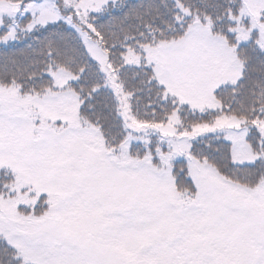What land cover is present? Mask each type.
Here are the masks:
<instances>
[{"label":"snow or ice","instance_id":"6c2138e0","mask_svg":"<svg viewBox=\"0 0 264 264\" xmlns=\"http://www.w3.org/2000/svg\"><path fill=\"white\" fill-rule=\"evenodd\" d=\"M0 264H264V0H0Z\"/></svg>","mask_w":264,"mask_h":264}]
</instances>
